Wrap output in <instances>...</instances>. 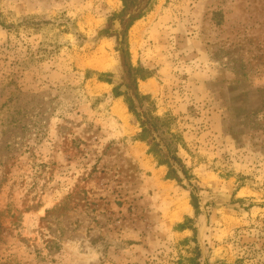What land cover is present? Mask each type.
<instances>
[{
  "label": "rangeland",
  "instance_id": "374dc122",
  "mask_svg": "<svg viewBox=\"0 0 264 264\" xmlns=\"http://www.w3.org/2000/svg\"><path fill=\"white\" fill-rule=\"evenodd\" d=\"M121 8L0 0V264H264V0H155L127 33L181 182L113 96Z\"/></svg>",
  "mask_w": 264,
  "mask_h": 264
},
{
  "label": "trees",
  "instance_id": "16d2710c",
  "mask_svg": "<svg viewBox=\"0 0 264 264\" xmlns=\"http://www.w3.org/2000/svg\"><path fill=\"white\" fill-rule=\"evenodd\" d=\"M120 2L122 4L121 10L108 19L106 29L100 32V36L105 37L111 35V29L115 24L120 28L119 32H116V51L120 56L126 83L124 92H121L118 88H113V96L115 98L122 97L128 112L137 118L140 131L135 136V140L143 142L147 146V154L154 158L158 166L167 168L166 179L181 182L177 175L178 172H181L185 178H189L187 170L178 156L179 146L182 145L183 141L180 135L173 132L171 124L173 119L171 117L167 115L157 116L149 109L150 97L140 94L138 81L149 78L150 73L142 68L134 67L130 63L127 48L129 29L135 22L151 11L155 0H120ZM99 80L111 84V81L104 80L102 77H99ZM145 105L148 109H144ZM191 200L196 211L198 205L193 194H191Z\"/></svg>",
  "mask_w": 264,
  "mask_h": 264
},
{
  "label": "bare ground",
  "instance_id": "6f19581e",
  "mask_svg": "<svg viewBox=\"0 0 264 264\" xmlns=\"http://www.w3.org/2000/svg\"><path fill=\"white\" fill-rule=\"evenodd\" d=\"M96 68H97V69H102V68H104V66H103L102 64H101V65H98V64H97Z\"/></svg>",
  "mask_w": 264,
  "mask_h": 264
}]
</instances>
